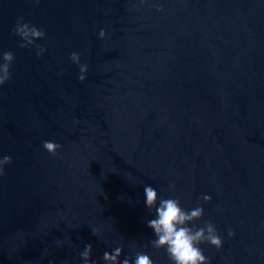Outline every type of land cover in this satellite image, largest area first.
Returning a JSON list of instances; mask_svg holds the SVG:
<instances>
[{
    "label": "water",
    "instance_id": "1",
    "mask_svg": "<svg viewBox=\"0 0 264 264\" xmlns=\"http://www.w3.org/2000/svg\"><path fill=\"white\" fill-rule=\"evenodd\" d=\"M20 17L44 38L21 47ZM3 52L0 264H172L145 186L203 207L210 264H264V0H0Z\"/></svg>",
    "mask_w": 264,
    "mask_h": 264
},
{
    "label": "clouds",
    "instance_id": "2",
    "mask_svg": "<svg viewBox=\"0 0 264 264\" xmlns=\"http://www.w3.org/2000/svg\"><path fill=\"white\" fill-rule=\"evenodd\" d=\"M36 3L38 4L39 0H36ZM13 31L24 41L20 45L21 47L33 46L35 40L42 39L45 36L42 29L23 23V17L18 18ZM105 35V31L101 29L99 32L100 38H104ZM35 46L38 48L37 55H41L45 51L43 47ZM70 58L74 63L79 64L80 75L78 79L83 81L86 78L85 74L88 71V66L80 64L78 53L73 52ZM0 59L3 61L0 63V86H2L11 79L10 68L15 56L12 52H3L0 54ZM42 146L53 155L60 147L59 144L51 141H44ZM11 162V156L6 155L0 159V176L4 175L3 165L11 164ZM144 193L146 207L149 210L155 208L156 214V218L147 222V227L152 229L155 235V239L151 241L152 246L158 250L164 249L172 264H210L209 259L204 256L199 245L206 242L218 250L222 247L223 241L215 225L210 221H206L204 227L201 228L188 226L202 218L204 214L203 207L197 206L195 209L185 210L180 206V201L177 198H160L157 206V191L152 186H145ZM201 199L209 202L211 197L204 195ZM92 234L96 235V231L93 230ZM228 234L229 236L234 235L231 231ZM91 251V244H87L83 252L80 253L84 264H89ZM121 254L122 249L117 247L112 253L105 252L103 260L106 264H130L129 258H125L122 262L119 261L118 258ZM132 264H153V261L146 253L137 252Z\"/></svg>",
    "mask_w": 264,
    "mask_h": 264
}]
</instances>
